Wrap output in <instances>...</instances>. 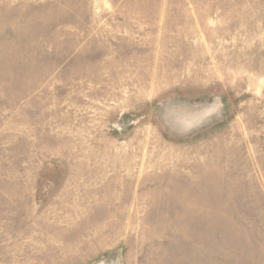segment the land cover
Instances as JSON below:
<instances>
[{
	"label": "rangeland",
	"instance_id": "obj_1",
	"mask_svg": "<svg viewBox=\"0 0 264 264\" xmlns=\"http://www.w3.org/2000/svg\"><path fill=\"white\" fill-rule=\"evenodd\" d=\"M0 264H264V0H0Z\"/></svg>",
	"mask_w": 264,
	"mask_h": 264
}]
</instances>
